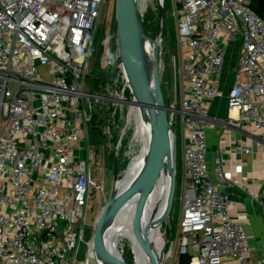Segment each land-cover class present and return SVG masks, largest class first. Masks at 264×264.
<instances>
[{
  "label": "built area",
  "instance_id": "obj_1",
  "mask_svg": "<svg viewBox=\"0 0 264 264\" xmlns=\"http://www.w3.org/2000/svg\"><path fill=\"white\" fill-rule=\"evenodd\" d=\"M105 3L0 0V264H83L82 246L93 250L90 124L93 102L114 96L93 93L87 79ZM137 3L142 14L148 0ZM172 3L182 85L180 107L169 109L181 115L185 180L179 237L167 239L162 264L183 255L189 264H254L224 159L209 161L208 113L225 94L264 141V18L249 0ZM229 56L237 60L230 85ZM241 185L264 215V185Z\"/></svg>",
  "mask_w": 264,
  "mask_h": 264
},
{
  "label": "rangeland",
  "instance_id": "obj_2",
  "mask_svg": "<svg viewBox=\"0 0 264 264\" xmlns=\"http://www.w3.org/2000/svg\"><path fill=\"white\" fill-rule=\"evenodd\" d=\"M119 0H106L104 7L96 26V37L92 46V61L87 82L93 93L109 95L108 92L114 95L113 98H100L93 102V114L106 117L107 109L114 107L113 112H119L120 121L117 128V140L113 138V133L110 132L106 122H94L91 125V167L93 180L97 185H93L90 199V218L92 224L98 220L102 211L107 206L113 190L116 188V183L135 154H139L143 148L141 139L136 137L138 127L134 123V118L131 117V104L128 100L134 97L131 81L124 63L120 64V74L116 71L114 58L117 53L120 54L119 40V24H118V2ZM161 1L166 3L167 15L165 19V28L162 34L158 33L153 36L151 32L149 36L155 38L159 42V65L161 73V83L163 81L162 90L164 102L167 105L180 107L181 99V54L178 44V30L176 16L173 11L172 0H148L146 10L141 14H145L150 9H159ZM159 18V15H158ZM158 27V26H157ZM168 33L166 35V32ZM44 73V72H43ZM118 78L119 85H110L109 90L107 85L112 80ZM229 80L232 82L233 75ZM99 82V83H97ZM118 86L119 97L116 95V87ZM129 91H132V96L128 98ZM117 96V98H116ZM114 104V105H112ZM116 114V113H115ZM168 121L174 130L176 136V155H175V175L173 186V197L167 200L163 210L164 216L162 221L155 223L161 229V232L167 239H178L179 237V220L182 212L183 197H184V176L182 172V132H181V115L178 112L167 110ZM168 159V158H167ZM118 160L119 174L115 173V162ZM164 171H168L167 163L165 162ZM99 185V186H98ZM144 192L148 199L152 201L158 194L160 189V181L156 179V175H152L147 182L143 184ZM142 212V213H141ZM167 213V215H166ZM142 214V215H141ZM144 214L143 208L139 207L131 216L140 219ZM126 233V232H125ZM88 237H92V233L88 232ZM119 247L124 253L130 252L132 264H138L137 249L135 241L128 233L120 236ZM80 259L83 264H108L104 256L95 248L88 252V246H82ZM107 261V262H106Z\"/></svg>",
  "mask_w": 264,
  "mask_h": 264
},
{
  "label": "water",
  "instance_id": "obj_3",
  "mask_svg": "<svg viewBox=\"0 0 264 264\" xmlns=\"http://www.w3.org/2000/svg\"><path fill=\"white\" fill-rule=\"evenodd\" d=\"M118 2L120 55L134 92V97L128 101H139L146 107L149 114L150 141L145 160L141 167L124 188L119 191L116 187L113 190L107 206L102 211L94 234V248L107 261L114 264H131L119 247V238L115 234L114 225L126 201L144 176L154 173L162 162L164 163V168L165 162L167 163V173L170 178L168 201L171 200L173 197L176 163V136L167 118V110L172 105H167L163 98L159 65V42L147 34L142 23L141 10L139 9L137 0H119ZM166 15V3L161 1L158 18L159 34H162L164 31ZM145 43L151 44L154 47L152 71L150 70ZM170 135L172 136V157L168 160L166 158L168 154L166 146H168L167 142ZM115 173L118 176V160L115 162ZM163 217H165L164 212L160 213L158 219L162 221ZM154 220L156 221L157 219ZM161 234L163 246L160 248L159 256L153 260L152 264L163 263L164 253L168 245L167 238L162 232Z\"/></svg>",
  "mask_w": 264,
  "mask_h": 264
},
{
  "label": "crops",
  "instance_id": "obj_4",
  "mask_svg": "<svg viewBox=\"0 0 264 264\" xmlns=\"http://www.w3.org/2000/svg\"><path fill=\"white\" fill-rule=\"evenodd\" d=\"M181 54V51H180ZM237 60L229 56L225 64L228 84L235 78ZM233 75L232 82L229 80ZM227 92V88L224 89ZM209 117L213 126L209 129V161L220 154L225 162L226 191L237 200L232 214L240 217L246 224L253 246L251 258L254 264H264V215L257 199L250 198L242 183H251L257 190L264 185V141L254 131L246 128L240 121L241 114L236 109H229L225 94L213 100ZM183 131L181 126V132ZM251 146V152H238L237 146ZM184 133L182 132V151ZM183 154V152H182ZM182 172L185 177L182 155Z\"/></svg>",
  "mask_w": 264,
  "mask_h": 264
},
{
  "label": "bare ground",
  "instance_id": "obj_5",
  "mask_svg": "<svg viewBox=\"0 0 264 264\" xmlns=\"http://www.w3.org/2000/svg\"><path fill=\"white\" fill-rule=\"evenodd\" d=\"M146 52L149 58L150 70H153L154 64V47L151 44L145 43ZM131 117L134 118V123L138 127L136 137L141 139L143 148L139 154H135L130 166L125 170L124 174L119 177L116 187L120 191L124 188L129 180L133 178L134 174L143 164L148 145L150 141V125L149 114L146 107L139 101H131ZM166 148L168 154L166 158L171 159L172 153V136L168 138ZM156 179L160 181V189L158 194L150 201L145 194L143 184L154 175V173L147 174L135 188L129 199L126 201L121 214L114 225L115 234L120 239L124 238L128 233L135 241L137 249L138 264H152L153 260L159 256L160 248L163 246V238L161 229L155 225L156 222L161 221L160 213H163L165 205L168 200L170 190V178L166 171H164V163L154 171ZM139 207L143 208L144 214L138 219L131 215L137 211ZM154 219H157L156 221ZM126 232V233H125ZM108 264H114L108 261Z\"/></svg>",
  "mask_w": 264,
  "mask_h": 264
},
{
  "label": "trees",
  "instance_id": "obj_6",
  "mask_svg": "<svg viewBox=\"0 0 264 264\" xmlns=\"http://www.w3.org/2000/svg\"><path fill=\"white\" fill-rule=\"evenodd\" d=\"M249 1H250L251 8L257 14H259L261 17L264 18V0H249ZM158 15H159V9L157 8V9L148 10V12L145 14V16L142 17V23H143V26H144L146 32L147 33L151 32L153 36L156 34V31L158 28L157 27L158 26ZM167 34L168 33L166 32V35ZM113 61L116 65V71L120 74L121 73V72H119L120 71V64L122 62L121 55L119 53H117V56L114 58ZM117 79L118 78L112 79L108 83L109 84V85H107L108 90H109L110 85H111V87L119 85L120 81H118ZM97 83H99V82H97ZM162 85H163V81H162ZM115 89H116V93H117L116 95H119L118 90H117L118 86ZM108 94L109 95H106V96H114L113 94L110 93V90H109ZM128 95H129L128 98H130L132 96V91H129ZM112 105H114V104H112ZM113 108L114 107L112 106L109 109H107V111H106L107 116L106 117L101 116V118H100V116L96 112L93 114L94 117H93L91 124H90V139H91V125L94 122H96V120H98V122H106L107 123V126L109 127L110 132L113 133V138L115 140H117V128H116V126L118 125V123L120 121V114H119V112H113L114 111ZM129 253L130 252H126V251L124 252L126 258L132 264V258H131V255ZM189 261H190V256L183 255L181 257V264H189Z\"/></svg>",
  "mask_w": 264,
  "mask_h": 264
}]
</instances>
